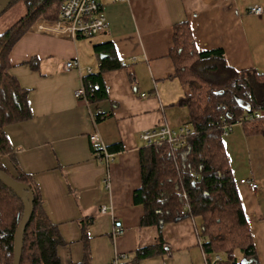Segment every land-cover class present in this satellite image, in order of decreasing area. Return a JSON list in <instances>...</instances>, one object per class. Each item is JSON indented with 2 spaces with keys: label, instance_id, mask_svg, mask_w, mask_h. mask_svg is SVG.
<instances>
[{
  "label": "crops",
  "instance_id": "1",
  "mask_svg": "<svg viewBox=\"0 0 264 264\" xmlns=\"http://www.w3.org/2000/svg\"><path fill=\"white\" fill-rule=\"evenodd\" d=\"M254 5L264 9V0H105L108 26L90 45L80 42L83 37L33 29L15 44L11 72L29 90L32 116L6 127L14 159L5 156L3 163L15 176L20 171L32 176L64 240L58 248L61 264L84 261L82 220L90 215L95 217L86 230L89 264H112L121 254L127 264L138 246L156 241L157 231L142 227L144 207L134 203L133 193L141 184L139 150L147 144L141 133L164 124L174 129L189 124L188 108L178 104L186 90L174 76L169 55L174 25L188 21L199 50L222 48L233 67L264 73V11L248 12ZM108 41L126 65L103 73L108 98L78 97L87 68L99 70L94 45ZM33 57L39 59L35 69L25 63ZM72 59L80 68L65 70L64 63ZM95 132L107 147L122 145L112 161L95 157L90 139ZM225 145L255 260L264 264V138L246 134L244 124L236 123ZM244 179L257 183V189ZM115 223L124 227L122 234L114 236ZM200 225L201 218L190 216L164 223V250L139 264H213L215 257L208 260L200 244Z\"/></svg>",
  "mask_w": 264,
  "mask_h": 264
},
{
  "label": "trees",
  "instance_id": "2",
  "mask_svg": "<svg viewBox=\"0 0 264 264\" xmlns=\"http://www.w3.org/2000/svg\"><path fill=\"white\" fill-rule=\"evenodd\" d=\"M18 1L27 5V12L0 32V169L28 184L34 195L33 213L21 243L20 264H61L58 248L64 245V240L46 213L36 183L25 172L11 174L3 158L14 159L6 127L32 116L29 90L11 72V51L36 21H56L64 0H13L8 7ZM173 40L169 55L174 62V76L186 90L178 104L189 110L188 125L192 133L183 145L155 142L139 150L141 184L133 193V201L144 207L142 227L155 229L158 237L152 244L138 246L127 264H139L140 260L162 252L165 243L162 225L189 216L201 218L200 244L208 260L219 255L222 258L219 264H257L255 244L226 149L223 126L260 112V118L243 124L246 134L264 138V73L254 68L233 67L222 48L199 50L188 21L174 25ZM94 51L100 58L99 70L83 77L89 101L108 98L103 73L126 65L112 41L95 44ZM38 61L33 57L25 63L35 69ZM107 148L114 153L123 149L121 144ZM25 195L29 196L28 191ZM24 210V198L0 180L1 264L14 262L15 234ZM94 217L90 215L82 220L85 258L80 264H89L86 230ZM239 251L241 259L236 256Z\"/></svg>",
  "mask_w": 264,
  "mask_h": 264
},
{
  "label": "built area",
  "instance_id": "3",
  "mask_svg": "<svg viewBox=\"0 0 264 264\" xmlns=\"http://www.w3.org/2000/svg\"><path fill=\"white\" fill-rule=\"evenodd\" d=\"M103 1L105 0H64L59 12V18L56 21H49L40 19L36 21L31 29L38 32H45L55 36H65L76 38L80 36H91L106 30L108 24L106 17L103 14ZM113 2H129L130 0H111ZM264 9L260 5L248 7V12L252 14H261ZM65 70L71 68H80L79 61L72 59L66 61L63 65ZM91 72V68H87ZM85 94L84 87L77 90L76 95L81 97ZM261 113L247 114L238 123L242 124L244 121L253 118H260ZM234 124L225 123L223 126L224 135H228L232 131ZM192 129L188 124L181 126L179 129H174L167 124L161 125L157 128L145 130L141 133V138L147 143H168L171 146H179L186 143L188 137L191 135ZM90 139L94 145V155L97 159L104 160L107 163L113 160L114 152L108 150L107 146L102 142L98 132L92 133ZM247 182L251 190H256L258 185L254 181L242 180ZM189 209V205L185 204ZM105 211V207H103ZM124 232V227L115 223L113 230L114 236L120 235ZM126 258L124 254L116 255L112 264H122V259ZM221 256H215L213 262L221 261Z\"/></svg>",
  "mask_w": 264,
  "mask_h": 264
},
{
  "label": "water",
  "instance_id": "4",
  "mask_svg": "<svg viewBox=\"0 0 264 264\" xmlns=\"http://www.w3.org/2000/svg\"><path fill=\"white\" fill-rule=\"evenodd\" d=\"M13 0H0V16L8 8ZM0 180L10 187L16 194L24 198L25 201V210L18 230L15 234V257L13 264H20L21 255H22V246L24 233L27 227V224L32 216L34 209V195L31 191V188L28 184L18 181L12 175L0 169ZM25 191H28L29 196L26 197ZM247 263V262H245Z\"/></svg>",
  "mask_w": 264,
  "mask_h": 264
},
{
  "label": "rangeland",
  "instance_id": "5",
  "mask_svg": "<svg viewBox=\"0 0 264 264\" xmlns=\"http://www.w3.org/2000/svg\"><path fill=\"white\" fill-rule=\"evenodd\" d=\"M27 12V5L23 1H18L8 7L0 16V32L6 31L10 28L16 21H18ZM50 21V20H49ZM99 33L91 35L88 37H83L81 41H85L90 45V41L96 37ZM236 256L241 259V252H236ZM224 257V255H223ZM213 264H218V262H213Z\"/></svg>",
  "mask_w": 264,
  "mask_h": 264
}]
</instances>
